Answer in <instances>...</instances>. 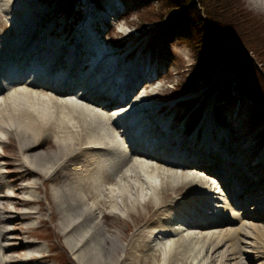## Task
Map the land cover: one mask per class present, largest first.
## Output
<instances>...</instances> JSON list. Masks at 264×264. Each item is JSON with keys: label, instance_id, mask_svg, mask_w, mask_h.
<instances>
[{"label": "bare ground", "instance_id": "obj_1", "mask_svg": "<svg viewBox=\"0 0 264 264\" xmlns=\"http://www.w3.org/2000/svg\"><path fill=\"white\" fill-rule=\"evenodd\" d=\"M249 1L264 7V0ZM31 4L33 0H0V14H7L16 32L14 37L0 36V117L8 114V111L12 116L10 123L0 119V133H11L19 142L25 172L19 173L18 178L29 176L38 179L40 175H53L56 181L57 171H64L62 183L53 188V197L59 211L60 232L77 263L119 264L120 260L130 259L128 264H253L264 258V193L258 192L256 200L254 192L259 186L264 187V150H251L253 145L259 146L260 142L237 140L231 150L236 149L232 156L234 160L230 161V170L227 169V157L220 150V145L208 141L205 133L201 140L196 141L194 138L179 136L177 141L180 145L168 156L172 148L167 149L165 143L173 136L169 134L170 130L175 133L176 129H173L172 124L167 127L164 124L161 134L154 132L159 126L160 115L164 116L169 109L158 111V106L151 99L152 91L141 90L129 101V91L137 78L128 77L130 80L119 91L116 101L111 102L113 97L108 95V90L103 92L109 82L108 74L113 69L116 72L117 67L113 66L119 59L117 51L106 55L107 47L103 43L99 45L97 53V45L93 44L94 37L86 32L84 25L75 31L78 38L73 48L69 44L63 46L64 41L50 38L49 29L38 40L37 30L33 31L37 23L35 11L27 10ZM104 7L99 11L101 14L92 17V21L99 16L103 20L109 16L110 11L113 13L117 7L116 0H107ZM16 9V14H12ZM23 10L25 12L20 16L18 13ZM91 12L89 10L87 13L88 22ZM3 25L0 20V26ZM59 30L62 31V28ZM258 31L264 44V19ZM80 47L85 48L83 53L79 52ZM67 52L70 55L68 57ZM82 57L91 60V67L86 68L84 74L77 73ZM65 60L66 68L61 69ZM106 60V64L101 67L105 71L101 73L98 69L95 73ZM143 68L138 63H132L128 75L132 71H142ZM75 75L78 76L74 78ZM82 81L90 83L80 86ZM117 87L120 89V84ZM125 90L128 91V97L122 95ZM120 98L126 100L122 102ZM104 100L113 106L107 107L108 103L105 104ZM52 107L66 119L65 124L51 118ZM130 107L135 110L133 115L137 116L121 125V119L130 112ZM211 111L213 114V105ZM210 112L207 111L204 117L206 127L212 120ZM155 114L159 118L152 120ZM70 116L95 121L101 138L94 137L92 132L81 136L74 133L70 138L61 137L68 131ZM148 123L149 126L144 129ZM52 127L55 129L56 143L59 144L58 151L32 154L31 151L46 143L44 134H48ZM133 127L137 133L143 130L139 133L140 143L136 142L134 129L132 134ZM147 133L156 134V144L150 137H143ZM2 136L0 134V139ZM74 143L77 146L74 147ZM182 145L186 149L184 152L178 150ZM195 146L198 150L195 149L197 155L193 157L189 151H194L192 149ZM161 151L163 153L159 154ZM83 155L81 161H76ZM253 155L257 156L254 164L242 162L245 157ZM214 156L225 171L222 186L227 189L228 198L224 199L222 210L214 209L219 203L210 201L218 187L217 182L213 185V181L218 180L209 178L217 175L216 169L210 164L212 158H209ZM194 169L204 174H198ZM249 171H252L251 175H248ZM80 174L84 176L82 180ZM260 176V179H254ZM18 178L10 184L15 185V192L22 189L18 186ZM6 184V181L0 180V189ZM24 187L33 189L36 182ZM95 190L98 195L107 193L109 199L87 203V199L94 198ZM29 194L33 195V191ZM169 198L174 199L167 203ZM3 200L17 204L15 196L0 194V264H24L32 254L41 256L44 246L36 244L22 260L3 257V253L18 251L23 247L22 243L16 246L14 241L6 245L1 242L12 232L2 228L3 225L19 219L11 215L14 211L8 209ZM253 200L257 201L254 206L242 209L246 201ZM140 206L145 208L144 213L135 212ZM197 206L198 211L202 209L204 213L213 215L209 219L196 218L194 208L197 209ZM104 207L109 208V213L100 212ZM203 208L210 211L206 212ZM115 214L117 219L111 220ZM124 215L134 216L137 223L142 222V228L128 239L126 245L121 242V239L127 238L126 233L120 235L106 232L109 227H117L119 217ZM155 216L158 217L154 219ZM99 217L106 227L102 226ZM226 222H238V225L213 230L215 226L225 225ZM191 227L196 228L190 230ZM198 228L204 232L199 233L195 230ZM128 229L125 226L124 231ZM198 240L206 244L205 256L202 246L196 244ZM226 241L230 243L225 245ZM133 252L141 253V256L136 257Z\"/></svg>", "mask_w": 264, "mask_h": 264}, {"label": "rangeland", "instance_id": "obj_2", "mask_svg": "<svg viewBox=\"0 0 264 264\" xmlns=\"http://www.w3.org/2000/svg\"><path fill=\"white\" fill-rule=\"evenodd\" d=\"M92 1L100 7L98 11L104 9V4L107 2V0ZM235 2L238 6L246 9L247 12H251L257 18L264 19V7L250 2L249 0H235ZM93 3L90 4L88 0H77L76 2L72 0H33V4H31L27 10L35 11L34 16L37 18V23L33 31L37 30L38 36L49 29L48 36H50V38H57L59 42L64 41L63 46L69 44L71 48H73L78 37V35L76 36L77 32H75L78 28L77 24L83 22L85 16V14H83L84 11L87 8H91L92 16L90 19L98 15V12L93 10ZM158 3L159 0H122L118 2L116 15L113 16V18L105 16V20H101L99 16V20L88 22L89 24H86L88 34L93 37L96 36L100 44H102L101 41H105L107 45L117 50L116 55L122 57L118 68L126 70L132 63H138L145 67L143 68L146 74L145 79L141 80L140 85L132 91V98H135L141 90L148 89L153 92L151 99L154 101L155 105L158 107L161 106V109H169V112L164 116H161V114L160 118L156 114L152 116L154 119L159 118L158 120L160 121L159 126L157 125L154 131L155 133L161 134L164 124H166L165 127H167L168 124L169 126L172 124L173 129H176L175 133H173L174 130H170L169 134L171 133L173 136L169 137V140L165 143L167 149L170 150L172 148L170 153L167 152L169 153L168 156H171L174 150L180 145L177 141L179 136L183 138H194V141H196L197 139L201 140L205 133L208 141L211 140L213 143L220 145L221 149H219L224 151L223 154L227 157L225 164L227 165V169L230 170L232 168L230 161L234 160L232 156H234V151H236V149H234V151L231 150L237 140H244L245 142L250 140L251 143L255 141L260 142L259 146L253 145L251 150H264V104L258 105L252 103L238 87V76L232 72H225V70L218 72L217 76H219V78H226V81L220 79L219 82H223V91L231 96L226 97L224 93L218 94L217 91L210 96L206 93L208 85H206L205 80L200 82V88L198 90L179 93V87H181L185 79L187 80L186 77L190 76L191 67L194 63V57L190 47L191 33L187 30L186 26L184 27L183 23L177 22L172 24V28H170L167 36L162 35L159 37L158 30L163 25V20H144L149 10L157 8ZM16 11L17 9L14 10L12 14H16ZM24 12L23 10L18 14L23 16ZM0 20L4 24L0 26V36L6 35L14 37L16 32L13 31V23L8 21L7 14L1 13ZM60 28H62V31L59 30ZM224 42L226 43V41ZM226 44L231 48H238L241 50L243 56L253 60L254 64H248L249 75L253 82H258L259 80V84L262 85V87H260L261 91L264 93V66H262L261 63H257V60H255V53L248 50L246 47L243 48V44L239 45L240 47L233 45L230 41H227ZM84 49L83 47L78 48L80 53H83ZM74 50L75 49L72 51ZM233 51L238 55L234 49ZM68 53L69 52H67V57L70 56ZM87 58H83L80 61L77 73H86V68L90 67L91 64V60H87ZM255 62L257 64H255ZM66 64L67 60L63 62L61 69L66 68ZM120 69L117 71L119 74L123 71ZM222 72H225V75ZM74 78H76V76H74ZM23 83L24 80L21 82V85H23ZM50 85H52V83H50ZM103 102L105 103L106 100ZM212 105L213 114L212 111L210 112ZM112 106L113 105H110L108 107ZM51 110V118L53 120L61 124L66 123V119L58 115L55 107H52ZM207 111L211 113L212 120L206 127L204 117ZM103 112L105 113L106 111ZM7 113L8 114L0 117L4 123L11 122L10 118L12 116L9 115L10 111ZM67 126L68 131L61 137L70 138L74 133L81 136L92 132L94 137L101 138L97 123L86 117L70 116ZM0 134L3 135L0 139V180L7 182L6 186L0 189V194L5 193L15 196L17 204L14 202L9 203L5 200L3 201L6 202V207L8 209L14 211L11 215L19 217L17 221L3 225L2 228L12 230V232L8 233L1 242L6 245L8 242L14 241L16 246L20 243L23 244V247L18 251L3 253V257L22 260L34 245L40 244L44 246L40 254L41 256L32 254L30 260L25 261L24 264H74V261L78 264L66 247L63 235L60 232L59 211L53 197V188L62 183L65 174L64 171L62 169L57 171L55 174L56 181L53 180V175H40L38 179L29 176H19L18 178L19 173L22 174L25 172L19 142L16 136L11 133L4 131ZM54 136H56L55 129L52 127L48 134H44V137L47 139V141H45L46 143H42L36 150L31 151L32 154H36L37 152L45 153L58 151L59 144L56 143L57 139H55ZM230 137L232 138L230 139ZM73 146L75 147L77 144L74 143ZM196 147L197 146L192 149L194 151H189L190 156L194 157L197 155L198 148ZM195 149L197 150L195 151ZM178 150L180 152L186 151L183 145L179 147ZM162 153L163 151L159 154ZM83 158L84 155L80 156L76 161H81ZM209 158H212L210 159V164L217 172V175L209 178L219 181V183L218 181H213V185L217 182L218 187L215 188L216 192L212 197L213 199H210V201H214V204L219 203L218 206L213 207L214 209L222 210L221 206L225 205L224 199L228 198L227 189L222 186L225 179V171L216 160V156ZM237 158H239V156H237ZM90 159L94 160L93 157H90ZM256 160L257 156L253 155L250 158L245 157L242 162L252 165ZM151 162L156 161L151 160ZM91 167L92 165H90V168ZM83 168L85 167L83 166ZM76 170L77 169L74 170V173ZM194 170L198 174H204L196 169ZM74 173L72 175H74ZM251 174L252 171H249L248 175ZM16 178H18V186L22 187L19 192L14 191L15 185H10ZM83 178L84 176L80 174V180ZM260 178L261 176L254 179L257 180ZM34 181L36 182L35 188L30 189L24 187L26 184H32ZM107 186L109 187L110 185H105V187ZM31 190L33 191V195L29 194ZM95 192L94 198L87 199V203L99 199H109L107 193L98 195L96 190ZM254 192L256 193L255 198L257 200L258 192L264 193V187L261 185ZM175 197L178 198V196ZM171 199L173 200L174 198H169L167 203ZM256 202L255 200L246 201L242 209L246 210V207H252ZM240 207L241 206H239V208ZM198 208L199 206H197V209L194 208V211H196V218L209 219L213 215L204 213V211H201L202 209L198 211ZM203 209L206 212L210 211L208 208ZM108 210L109 208L104 207L100 212L109 213ZM135 212L144 213L145 208L140 206L135 209ZM157 217L158 216H155L154 219ZM113 218L114 219L111 220L115 221L117 215L115 214ZM119 218V225L117 227H109L106 232L118 233L120 235L126 233L127 238L125 240L121 239V242L126 245L128 239L142 228V222L137 223L135 217L129 215H124ZM100 221L102 226L106 227L102 218H100ZM246 221L253 222V220ZM237 225L238 222L232 224L226 222L225 225L219 224L215 226L216 229L213 230L219 231L223 227L226 228L225 226L234 228ZM125 226L129 227L126 232L124 231ZM194 228L196 227H191L190 230ZM144 229L147 230L146 228ZM195 230H198L199 233L204 232V230L200 228ZM251 239L249 241H252ZM228 243L230 242L226 241L225 245ZM254 243L256 242L254 241ZM196 244L202 246L201 249L205 256L206 244H203L202 240H198ZM135 256L140 257L141 253H136ZM129 262L130 259L120 260L119 264H128ZM253 264H264V258L258 259Z\"/></svg>", "mask_w": 264, "mask_h": 264}, {"label": "trees", "instance_id": "obj_3", "mask_svg": "<svg viewBox=\"0 0 264 264\" xmlns=\"http://www.w3.org/2000/svg\"><path fill=\"white\" fill-rule=\"evenodd\" d=\"M144 20H163L159 37L167 36L172 24L177 22L183 23L191 33L194 63L190 76L179 87V93L198 90L200 82L205 80L207 94L211 96L217 91L229 97L231 95L223 91V82H219L226 78L217 76L219 71L225 70L238 76V87L252 103L264 104L262 85L259 80L253 82L249 75L248 64H254L253 60L243 56L238 48L226 44L227 41L243 44V48L255 53L257 63L264 66V44L258 35L261 18L238 6L235 0H159L157 8L150 9Z\"/></svg>", "mask_w": 264, "mask_h": 264}]
</instances>
